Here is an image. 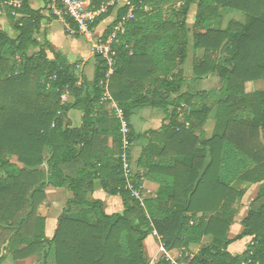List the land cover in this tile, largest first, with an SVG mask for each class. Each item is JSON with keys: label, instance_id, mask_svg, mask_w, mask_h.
<instances>
[{"label": "trees", "instance_id": "1", "mask_svg": "<svg viewBox=\"0 0 264 264\" xmlns=\"http://www.w3.org/2000/svg\"><path fill=\"white\" fill-rule=\"evenodd\" d=\"M106 1L91 3L100 8ZM131 1L136 19L114 46L109 90L126 113L131 148L148 139L136 162L135 184L141 190L142 179L157 184L156 196L146 199L143 193L144 208L127 189L120 126L111 105L101 104L106 61L96 56L92 80L78 74L43 30L44 20L61 19L52 7L64 14L63 6L44 0L47 17L23 0L17 17L7 12L17 37L0 31V264L5 251L15 260L38 256L39 264L52 259L55 264H171L164 256L154 263L146 257L145 242L153 231L166 251L184 252L187 264H264V91H246V84L264 80V0ZM194 5L192 48L204 55L192 78L217 76L222 85L210 139L203 131L196 135L195 125L206 124L210 109L196 104L210 95L184 91L187 20ZM224 10L244 13L246 22L222 29ZM114 11L110 8L91 30ZM125 13L118 12L105 39ZM63 20L74 28L67 16ZM133 31L144 38V49L129 50L125 40ZM31 49L38 51L30 54ZM66 89L70 99L62 104ZM186 107L188 117L182 114ZM142 108L163 109L166 119L159 130L135 132L131 118ZM75 110L82 113L78 127L71 115ZM243 183L260 185L259 192L241 221L242 232L230 238L239 213L235 206L247 191ZM49 188L68 193L53 238L39 214ZM97 189L120 197L123 211L107 214L104 202L93 197ZM205 238L210 241L203 245ZM247 238L251 242L243 253L229 251Z\"/></svg>", "mask_w": 264, "mask_h": 264}, {"label": "rangeland", "instance_id": "2", "mask_svg": "<svg viewBox=\"0 0 264 264\" xmlns=\"http://www.w3.org/2000/svg\"><path fill=\"white\" fill-rule=\"evenodd\" d=\"M31 1L35 8L41 9L44 15H46L47 17L48 16L50 17L49 11L45 8L46 3L44 2V0H31ZM121 1L125 2L126 0H121ZM167 6H168L167 3L162 4L163 8H166ZM179 8H180V4H177L176 9H179ZM0 11L2 12L1 13L2 16L0 18V31L7 33L8 36L13 39L16 38L17 34L15 33V30H14V23L11 22L7 17V12L9 10L4 9L1 2H0ZM197 12H198L197 5L192 6L191 12L187 20V24L189 28L190 53H189L188 62L184 70H185V75L188 78L191 77V79L193 77L194 64L196 62H199L197 60L202 59L204 55V51H198L196 53L194 52L192 48L193 47V27H194ZM116 14H117L116 11H114V14L112 15V18H111L113 19V21L115 20V16H117ZM222 15H223L222 29H226L233 22L239 23V24H244L246 22V16L244 15V13L237 11V10H224L222 12ZM113 21L112 20L111 22L105 21L104 23H102L94 31V34L96 35V37H104V34L107 28L113 23ZM43 30H45L47 34L50 35V37L52 38V42L50 43L54 47L55 51L58 53H62L63 56L68 60V62L75 68L78 74H83L92 80L94 76L95 66H96L97 54H95L93 50V45L89 41V39L85 36L73 35L69 33L65 27V22L63 21V19L53 20V21L44 20ZM94 41H95V38H94ZM125 42L128 44L129 50L132 52H133L132 48L134 47V45H137V48L142 50L144 49V46L146 43L144 38L135 36V31L132 32L129 39H126ZM37 51L38 49L36 50L31 49L29 53L34 54V53H37ZM49 56L50 58L54 57L51 53H49ZM79 66L80 68L78 69ZM195 81L196 80L188 82L186 86L184 87V91H189L194 96L196 95L202 96L203 92H205L207 95L208 94L210 95L207 100L203 99V100L197 101V104H196L197 105L196 107L198 108H201L202 106H204L210 109V114L207 118L206 124L201 129L198 127L199 121H195V125H197L196 135L199 136L201 131L205 129V135H207V138L210 139L214 136L215 128H216V110H217L218 101H219V92L222 87L221 81H220V78L217 76H211L208 78H203L202 80H198L202 82L196 83ZM246 91L247 92L264 91V80L250 82L246 84ZM148 109L157 111L163 117L165 115L163 109H159V108H148ZM190 112H191V109L189 107H186L184 108V111L182 112V114L184 117H188ZM71 115L73 117L75 127L80 126L82 113L80 111L75 110V111H72ZM139 116L140 114H136V116L134 117V121L140 122L141 119H139ZM137 130H139L138 127H137ZM138 145H136L135 147L136 157L138 156L139 150H140ZM11 160L13 162H16V158H12ZM249 193H251V191H249ZM255 196H256V192L250 195V197L249 196L246 197V194H245V196L241 200L242 203L237 206L238 211H239V214L237 217L238 222H240L241 219L246 217L248 213V209L251 203L254 201ZM50 197L51 198L47 197L48 199L44 203V205L40 208L39 214L40 216H44L47 220L46 222L47 236L49 238H53L56 228H57L58 218L63 213L64 209L67 206L68 193L66 195V198L62 195L57 196L53 194H51ZM104 206H105V212L108 214L109 212H107L106 210L105 203H104ZM76 210L78 209L74 208L73 212ZM109 215H112V214L109 213ZM236 224L238 225L237 222ZM239 225L241 224L239 223ZM232 229L234 228L232 227ZM232 229H231V232H229V235L231 237L236 235ZM151 236L153 238H156L153 236V233L149 237ZM209 241H210L209 238H205L202 244L204 245L208 243ZM154 242L156 243V241L154 239L152 240L151 238L145 242V253L150 263L157 262L159 259L163 257V253L160 251V248L159 250H157V247L154 246L155 244ZM245 245H246L245 242H242L235 251L242 252L246 248ZM177 251L178 250L172 251V256L175 258L178 256ZM235 251L233 252L235 253ZM192 252L193 253L197 252V249L193 248ZM3 254L5 257V261L3 264H39L40 263V259L38 256H33L25 260H15L12 254L9 253L8 251H5ZM50 264H55L54 259L50 261Z\"/></svg>", "mask_w": 264, "mask_h": 264}, {"label": "built area", "instance_id": "3", "mask_svg": "<svg viewBox=\"0 0 264 264\" xmlns=\"http://www.w3.org/2000/svg\"><path fill=\"white\" fill-rule=\"evenodd\" d=\"M55 1H58L63 6L64 14L61 10H58L55 6H53L52 9L54 14L59 16L61 19H63L64 16H67L71 22L74 23L73 28L71 24H68L63 20L67 31L73 35L87 37L93 45L95 54L106 61L108 73L106 76V82L103 85L104 91L101 98V104L109 103L111 105L113 116L119 123L122 141V173L127 182V189L132 193L133 197L141 202L142 207L145 208V197H143V193L146 195V199L150 197V193H145L143 189L141 190V188H138L135 184V173L130 160L131 144L129 141V122L124 109L113 99L109 90V79L114 74L116 65V52L114 51V46L115 44H119V35L126 34L127 25L136 19L137 7L131 0H126L125 2H122L121 0H107L100 8L93 7L91 0ZM0 2L2 3L4 9L11 11L14 17H17L18 11L23 7V0H0ZM112 7L115 8L117 14L123 9H125L126 13L122 15L119 23L115 26L111 35H109L106 39L104 37H96L94 32L91 30V26ZM1 13L2 12L0 11V14ZM79 68L80 66L78 69ZM61 99L63 102L62 104L66 103V101L70 99V92L68 89L63 92ZM153 235L160 238L157 231H153ZM161 251L164 253V257L171 264H187L183 260L184 252L181 251L175 258L170 252L166 251L164 244L161 246Z\"/></svg>", "mask_w": 264, "mask_h": 264}, {"label": "crops", "instance_id": "4", "mask_svg": "<svg viewBox=\"0 0 264 264\" xmlns=\"http://www.w3.org/2000/svg\"><path fill=\"white\" fill-rule=\"evenodd\" d=\"M116 13H117V11H116ZM111 18H112V16L109 19H107L106 21H109V22H111V20L113 21V19H111ZM115 19H116V16H115ZM48 40L50 42H52V38L50 37V35H48ZM186 64H185V66H186ZM185 66L183 67V69L185 68ZM184 73H185V70H184ZM185 78L187 80V83L190 82V81H193V78L192 79H191V77L188 78L186 75H185ZM89 80H91V79H89ZM195 82L197 83V82H202V81H198L197 80ZM136 114H140V116H139V119H141L140 122L134 121V117L136 116ZM165 119H166V115H164V117H163V116H161L160 113H158L155 110H149L148 108H142V109H137V110H135L133 112V116L131 118V124L133 125V127L135 129V132L137 134H144V133H146L147 131H150V130H154V131L159 130L163 126V124L165 122ZM216 122H217V120H216ZM137 127L139 128V130H137ZM203 133L205 135V129L203 130ZM205 136L207 138V135H205ZM112 144H113L112 143V138H110L109 139V148H112ZM138 144H140V145H138ZM147 144H148V139L144 137V138H141V140L136 141L134 146L131 148L130 156H131V164L133 166L134 173L137 172L136 171L137 170L136 169V162L139 159L143 148ZM136 145H138V147L140 148L139 154H138L137 157L135 156V149H136L135 147H136ZM141 183H142V185H144V192L145 193H147V194L150 193V197H151L152 193L154 192L153 194L156 196V192L158 190V185L157 184L149 182L147 180H145V182H144L143 179L141 180ZM259 187H260V185H251V184H246V183H243L241 185V188L247 189L246 197H248V196L250 197V195H252L254 192H256V196H257V194L259 192ZM249 191H251V193H249ZM51 194L57 195V196L58 195H62V196H64L66 198L67 192L65 190H58V189H54V188H49L47 190V195H48L49 198H51L50 197ZM256 196H255V198H256ZM93 197L95 199H97V200L103 201L105 203V205H106L107 212H109L110 214L121 213L123 211V209H124L123 208V203H122L120 197H109L103 190L97 189L96 192L94 193ZM150 197H148V198H150ZM241 203H242V201L238 205H240ZM238 205H236L235 208L238 209V207H237ZM237 217H238V215H237ZM237 217H236V220H235V224L232 226L234 229H232V227H231L233 232H235V234H236L235 236H237L238 234H240L242 232V225H239V223L241 224V221L243 219H241V221L238 222L237 221ZM236 222L238 223V225L236 224ZM230 232H231V230H230ZM235 236H233V237L230 236V238H234ZM148 238L149 239L151 238L152 240L154 239L156 241V243L154 242L155 243L154 246L157 247V250H159V248H160V251H161V246L163 244L162 239L159 238V237L153 238L152 236L148 237ZM149 239H147L146 241H148ZM242 242H245V244H246L245 246L247 248V245L251 242V239L247 238V239H244V240L240 241V243L237 242L238 244H236V243L233 244L229 248V251L231 253H233V254H241V253H243L246 250V248L242 252L235 251L237 249V247ZM233 251H235V253ZM180 252L181 251H177V254L179 255ZM170 253L172 255V252H170ZM163 256H164V253H163Z\"/></svg>", "mask_w": 264, "mask_h": 264}]
</instances>
